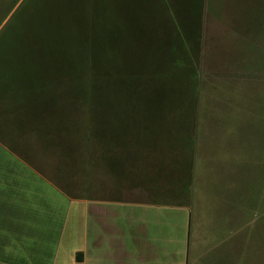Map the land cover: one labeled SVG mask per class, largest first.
I'll return each instance as SVG.
<instances>
[{
  "label": "trees",
  "instance_id": "obj_1",
  "mask_svg": "<svg viewBox=\"0 0 264 264\" xmlns=\"http://www.w3.org/2000/svg\"><path fill=\"white\" fill-rule=\"evenodd\" d=\"M204 4L24 0L0 32V118L3 105L18 116L15 133L9 138L0 131V141L70 198L120 199L127 182L152 180L158 172L165 200L190 206L200 78L194 53L202 41ZM97 33L105 44L100 70L94 61ZM92 79L165 97L167 111L148 127L149 139L101 129L109 114L89 106L92 97L83 92ZM19 101L25 107L12 110ZM76 120L85 122L83 130L79 126L66 139ZM92 186L96 192L90 194Z\"/></svg>",
  "mask_w": 264,
  "mask_h": 264
},
{
  "label": "rangeland",
  "instance_id": "obj_2",
  "mask_svg": "<svg viewBox=\"0 0 264 264\" xmlns=\"http://www.w3.org/2000/svg\"><path fill=\"white\" fill-rule=\"evenodd\" d=\"M23 1L0 0V32ZM204 3L200 25L202 41L199 52L194 53L200 78L192 201L203 204L202 208L208 210L217 203L223 186L228 196L235 199L238 191L244 192V196L240 194L239 197L247 203L246 264H264V0H204ZM101 38L97 33L94 57L97 70H100L104 59L101 52L105 44ZM83 89L85 95L92 97L89 106L109 114L108 123L100 120L101 129L106 132L111 130L112 135L120 130L116 137L124 132L132 140L149 139L146 136L148 127L167 111L165 97L160 96L158 90L129 93L116 82L95 79L85 81ZM15 105L16 108H11L14 111L19 106L25 107L22 101ZM2 111L0 131L10 138L9 135L15 133V118L18 116H11L10 108L6 105H3ZM20 112L17 111V114ZM73 123L72 133L66 139L74 137L79 126L81 130L85 126L83 120ZM44 126L46 128L47 123ZM26 127V122H23L22 128ZM71 147L77 150L75 144ZM14 165L24 166L0 145L2 170ZM62 166L64 168L66 165ZM136 180L140 183V180ZM134 185V189L122 192L124 200L169 199L162 193L144 190L148 187L142 189ZM163 185L166 183L161 182L158 186L163 189ZM106 186V183L100 186L103 194L107 192L104 190ZM95 192L92 186L90 194ZM201 205L198 206L199 212ZM0 208L5 214L3 220L0 218V223L4 221L8 229L14 223V215L10 212L12 206L1 205ZM45 221L56 230L54 218L48 217ZM41 224L39 222L40 227ZM32 228L33 231L42 230L36 226ZM5 232L8 231L5 229ZM69 240L70 234L62 236L61 233L59 245L64 247Z\"/></svg>",
  "mask_w": 264,
  "mask_h": 264
},
{
  "label": "crops",
  "instance_id": "obj_3",
  "mask_svg": "<svg viewBox=\"0 0 264 264\" xmlns=\"http://www.w3.org/2000/svg\"><path fill=\"white\" fill-rule=\"evenodd\" d=\"M0 145L24 165L0 167V206L11 205L14 215L8 229L0 223V264H246L247 203L239 197L244 192L235 199L223 186L208 210L192 200L184 206L157 198L73 199ZM160 182L155 172L152 180L127 182L126 191L136 184L160 193ZM48 217L57 222L56 230ZM61 233L70 234L64 247Z\"/></svg>",
  "mask_w": 264,
  "mask_h": 264
}]
</instances>
